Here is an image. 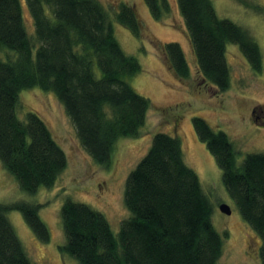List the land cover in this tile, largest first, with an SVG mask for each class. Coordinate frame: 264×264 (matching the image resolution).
I'll use <instances>...</instances> for the list:
<instances>
[{
    "label": "trees",
    "instance_id": "16d2710c",
    "mask_svg": "<svg viewBox=\"0 0 264 264\" xmlns=\"http://www.w3.org/2000/svg\"><path fill=\"white\" fill-rule=\"evenodd\" d=\"M33 22L29 34L22 0H0V161L21 190L50 187L67 163L44 120L27 110L17 115L19 94L38 88L55 94L77 137L94 161L109 166L117 140L136 137L145 123L149 98L127 81L141 70L118 42L113 24L141 38L142 22L125 0L109 10L99 0H24ZM160 19L168 0H144ZM202 79L218 91L230 85L226 46L237 44L252 68L262 70L255 40L239 25L217 15L212 0H176ZM162 52L179 78L190 66L178 42ZM195 132L214 156L222 182L242 219L260 236L264 264V153L236 161L228 135L202 117ZM129 216L114 231L106 216L67 199L60 210L65 241L59 251L78 264H217L223 235L212 222L213 206L197 173L184 159L177 135L157 132L145 155L129 172L124 191ZM29 202L0 203V264H32L7 217L18 210L34 235L48 241L49 230Z\"/></svg>",
    "mask_w": 264,
    "mask_h": 264
},
{
    "label": "rangeland",
    "instance_id": "374dc122",
    "mask_svg": "<svg viewBox=\"0 0 264 264\" xmlns=\"http://www.w3.org/2000/svg\"><path fill=\"white\" fill-rule=\"evenodd\" d=\"M112 15L114 3L123 0H99ZM138 12L142 22L141 38L127 28L113 24L122 49L134 55L141 70L127 81L151 101L145 123L136 137L117 140L109 166L94 161L81 145L75 127L55 94L38 88L24 89L19 94L17 115L27 110L36 112L48 126L63 149L67 163L50 187L34 194L21 190L17 180L0 161V203L29 202L38 205L39 216L49 230L48 241H40L18 210L7 217L32 264H78L59 251L65 241L60 210L70 199L85 203L103 213L117 231L129 216L124 202L125 183L129 172L147 152L157 132L177 135L183 145L184 159L198 175L203 192L213 206L212 222L223 235V250L217 264H261L262 240L240 216L223 182L222 171L214 156L200 141L192 119L202 117L214 130L224 131L231 140L236 161L249 152L264 153V129L253 123L252 110L264 109V0H212L216 13L243 28L257 43L262 56V70L254 71L237 44L226 46L230 85L218 91L206 83L198 72L186 26L176 0H168L170 11L155 19L144 0H125ZM24 22L29 34L33 22L22 0ZM178 42L188 60L190 76L179 78L169 68L162 52L168 42ZM225 202L231 208L227 215L219 209Z\"/></svg>",
    "mask_w": 264,
    "mask_h": 264
},
{
    "label": "flooded vegetation",
    "instance_id": "af4514ba",
    "mask_svg": "<svg viewBox=\"0 0 264 264\" xmlns=\"http://www.w3.org/2000/svg\"><path fill=\"white\" fill-rule=\"evenodd\" d=\"M252 115L254 125L264 129V109L255 108L252 110Z\"/></svg>",
    "mask_w": 264,
    "mask_h": 264
},
{
    "label": "water",
    "instance_id": "95a60500",
    "mask_svg": "<svg viewBox=\"0 0 264 264\" xmlns=\"http://www.w3.org/2000/svg\"><path fill=\"white\" fill-rule=\"evenodd\" d=\"M219 209L221 210V212H223L227 215L231 214V211H232L230 206L225 202H222L219 204Z\"/></svg>",
    "mask_w": 264,
    "mask_h": 264
}]
</instances>
